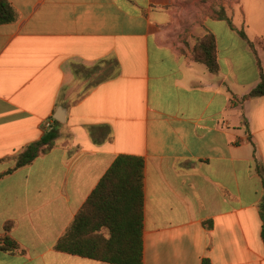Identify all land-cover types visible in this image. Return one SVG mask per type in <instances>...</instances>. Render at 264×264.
Instances as JSON below:
<instances>
[{"label": "crops", "instance_id": "1", "mask_svg": "<svg viewBox=\"0 0 264 264\" xmlns=\"http://www.w3.org/2000/svg\"><path fill=\"white\" fill-rule=\"evenodd\" d=\"M8 1L18 18L0 25V238L20 249L0 250V264H108L55 246L120 155L145 160L144 264H264V97L243 100L258 60L264 71V16L252 22L238 0L235 29L207 22L214 74L193 60L173 0ZM60 109L54 148L7 174Z\"/></svg>", "mask_w": 264, "mask_h": 264}, {"label": "trees", "instance_id": "2", "mask_svg": "<svg viewBox=\"0 0 264 264\" xmlns=\"http://www.w3.org/2000/svg\"><path fill=\"white\" fill-rule=\"evenodd\" d=\"M18 14L8 0H0V25L13 23ZM217 20L227 21L232 29L233 22L223 12ZM241 38L254 50L244 30ZM192 58L204 64L214 74L219 72L216 36L208 31L199 38L193 48ZM258 60V59H257ZM260 82L243 100L264 97V71L258 60ZM61 124L54 121L42 139L29 145L17 156L14 170L32 164L55 146ZM256 171L263 184V198L260 205L262 216V241L264 243V167L257 164ZM145 160L142 157L120 155L97 188L90 195L75 217L72 225L58 240V252L96 260L108 264H144V179ZM10 224L6 226L10 229ZM107 231V235L103 231ZM19 244L10 237L0 238V250L16 253ZM208 264V263H206Z\"/></svg>", "mask_w": 264, "mask_h": 264}, {"label": "rangeland", "instance_id": "3", "mask_svg": "<svg viewBox=\"0 0 264 264\" xmlns=\"http://www.w3.org/2000/svg\"><path fill=\"white\" fill-rule=\"evenodd\" d=\"M247 9L250 7V20L253 22L264 16V0H244ZM174 11L176 12V24L184 29L185 40L196 43L202 32L206 30V24L225 12L236 10L239 7L238 0H173ZM211 26V25H210ZM200 35V36H199ZM82 87L84 83L82 82ZM82 87L80 91L82 93ZM87 86H84L86 89ZM107 235V231H103Z\"/></svg>", "mask_w": 264, "mask_h": 264}, {"label": "water", "instance_id": "4", "mask_svg": "<svg viewBox=\"0 0 264 264\" xmlns=\"http://www.w3.org/2000/svg\"><path fill=\"white\" fill-rule=\"evenodd\" d=\"M64 117H65V113L63 112L62 109H60L55 115V120L58 121L59 123L64 124L65 123Z\"/></svg>", "mask_w": 264, "mask_h": 264}, {"label": "built area", "instance_id": "5", "mask_svg": "<svg viewBox=\"0 0 264 264\" xmlns=\"http://www.w3.org/2000/svg\"><path fill=\"white\" fill-rule=\"evenodd\" d=\"M49 129H51V124L50 123L47 124V130H49Z\"/></svg>", "mask_w": 264, "mask_h": 264}]
</instances>
